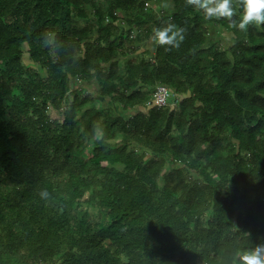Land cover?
Returning a JSON list of instances; mask_svg holds the SVG:
<instances>
[{
  "label": "trees",
  "instance_id": "16d2710c",
  "mask_svg": "<svg viewBox=\"0 0 264 264\" xmlns=\"http://www.w3.org/2000/svg\"><path fill=\"white\" fill-rule=\"evenodd\" d=\"M152 1L0 0V264H240L264 244V24L239 28L242 0L212 19L188 0L153 18ZM148 17L184 40L121 69L137 46L118 24ZM159 86L173 106L149 104Z\"/></svg>",
  "mask_w": 264,
  "mask_h": 264
},
{
  "label": "rangeland",
  "instance_id": "374dc122",
  "mask_svg": "<svg viewBox=\"0 0 264 264\" xmlns=\"http://www.w3.org/2000/svg\"><path fill=\"white\" fill-rule=\"evenodd\" d=\"M148 14L153 18H160L168 16L173 12V3L172 0H154L146 4ZM89 17L87 20H96L92 14V10L88 9ZM116 14L120 16L122 19L126 18L124 13L121 11H117ZM149 20L147 21H140L141 23L135 24L133 26L127 25L124 20L118 24L120 29H122L125 33L131 36V40L134 46H137V50L135 53L128 54V55H120L119 56V66L121 69L125 67V64L128 61L133 63H139L140 61H153V56L155 52V47L160 44L155 39V34L157 28L152 24V21L148 17ZM86 23V21L81 22V24ZM207 33H208V44H215L221 50L229 52V49L232 45V39L229 31L224 29L223 27L217 24H207ZM149 30V33L147 32ZM23 51H27L28 47L26 45L22 46ZM229 56V53H228ZM24 64L32 67L30 61L27 59L26 54L23 56ZM34 66V65H33ZM71 88L75 90L83 91L86 96H90L94 98V103L88 104V107L94 105L96 108H100L102 110L110 111L111 115L117 116H127L128 112L123 111L118 104H114L109 98H103L98 95V86L95 81L85 83L78 81L76 83L71 82ZM80 88V89H79ZM49 112L55 116V113L50 109ZM100 133L97 132L96 139L99 138ZM111 139L109 141L115 142L120 139V135L117 134L115 131L112 132ZM167 167H173L172 164L167 163ZM92 215L93 212H91ZM95 217V216H93Z\"/></svg>",
  "mask_w": 264,
  "mask_h": 264
},
{
  "label": "clouds",
  "instance_id": "9594fccd",
  "mask_svg": "<svg viewBox=\"0 0 264 264\" xmlns=\"http://www.w3.org/2000/svg\"><path fill=\"white\" fill-rule=\"evenodd\" d=\"M188 3L197 9H202L205 17L231 18L236 9L232 0H188ZM242 10L239 19V28L246 30L249 25L264 24V0H242L239 5ZM184 29L174 24L156 30L155 39L163 45L179 46L184 40ZM41 197H47V190H42ZM240 264H264V244L240 253Z\"/></svg>",
  "mask_w": 264,
  "mask_h": 264
},
{
  "label": "built area",
  "instance_id": "2783aa9c",
  "mask_svg": "<svg viewBox=\"0 0 264 264\" xmlns=\"http://www.w3.org/2000/svg\"><path fill=\"white\" fill-rule=\"evenodd\" d=\"M177 100L178 98L173 97L168 88L165 86H159L152 94L149 104L155 107L165 108L173 106Z\"/></svg>",
  "mask_w": 264,
  "mask_h": 264
}]
</instances>
